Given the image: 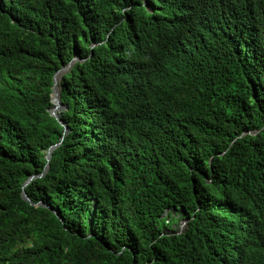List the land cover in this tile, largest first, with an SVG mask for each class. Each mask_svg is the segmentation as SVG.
Returning <instances> with one entry per match:
<instances>
[{
	"label": "trees",
	"instance_id": "obj_1",
	"mask_svg": "<svg viewBox=\"0 0 264 264\" xmlns=\"http://www.w3.org/2000/svg\"><path fill=\"white\" fill-rule=\"evenodd\" d=\"M0 264H264V0H0Z\"/></svg>",
	"mask_w": 264,
	"mask_h": 264
},
{
	"label": "water",
	"instance_id": "obj_2",
	"mask_svg": "<svg viewBox=\"0 0 264 264\" xmlns=\"http://www.w3.org/2000/svg\"><path fill=\"white\" fill-rule=\"evenodd\" d=\"M64 69H62V70H60L55 76H54V85H53V87H52V94H51V104L53 105V99H55V101H56V105L55 106H53L52 107V109H51V115L52 116H54L56 119H58V115L55 113L59 108H60V106H61V103H60V99H59V95H60V89L58 88V89H56V77L63 71ZM63 139H61L60 140V142L62 141ZM59 144H57V145H53V146H51L49 149H48V151H47V154H46V160H47V165H46V168H45V170H44V173L46 172V169L48 168V163H49V161H50V159H51V153H52V151L58 146ZM43 176V175H42ZM34 177H31L27 182H26V185L33 179ZM22 197L25 199V200H27L28 201V199H27V197H26V195L25 194H22ZM186 224H187V220H184L183 221V226H186ZM179 233H180V231H179ZM179 233H177V234H179Z\"/></svg>",
	"mask_w": 264,
	"mask_h": 264
},
{
	"label": "rangeland",
	"instance_id": "obj_3",
	"mask_svg": "<svg viewBox=\"0 0 264 264\" xmlns=\"http://www.w3.org/2000/svg\"><path fill=\"white\" fill-rule=\"evenodd\" d=\"M67 68H70V67H67ZM66 71H67V69L64 70L62 72V74L65 73ZM60 77H61V74H59V76L57 77V80L58 81H59ZM60 111H61V108H59L55 113H58ZM184 229H185V226H183V221H178L177 224L175 226H173V228H172V230H176L178 232L179 231H183Z\"/></svg>",
	"mask_w": 264,
	"mask_h": 264
},
{
	"label": "clouds",
	"instance_id": "obj_4",
	"mask_svg": "<svg viewBox=\"0 0 264 264\" xmlns=\"http://www.w3.org/2000/svg\"><path fill=\"white\" fill-rule=\"evenodd\" d=\"M67 67H69V65H68ZM67 67H65L64 70L68 69ZM61 70H62V69H61ZM64 70H63V71H64ZM63 71H62V72H63ZM62 72L60 73L61 75H62ZM54 76H55V75H54ZM58 76H59V75H58ZM58 76H57V77H58ZM57 77H56V89L59 88V86H58V82H59V81L57 80ZM53 80H54V78H53ZM59 80H60V79H59ZM53 85H54V81H53ZM59 89H60V88H59ZM51 94H52V93H51ZM50 98H51V95H50ZM50 101H51V99H50ZM60 103H61V102H60ZM51 105H52V104H51ZM53 106H55L54 103H53L52 107H53ZM52 107L49 109V111H51ZM60 108H61V111L64 109L63 106H62V104H61ZM61 111H60V112H61ZM60 112H58V113H56V114L58 115ZM50 114H51V112H50ZM26 197H27V196H26ZM180 232H182V231H180Z\"/></svg>",
	"mask_w": 264,
	"mask_h": 264
},
{
	"label": "bare ground",
	"instance_id": "obj_5",
	"mask_svg": "<svg viewBox=\"0 0 264 264\" xmlns=\"http://www.w3.org/2000/svg\"><path fill=\"white\" fill-rule=\"evenodd\" d=\"M53 102H54V105H56V101H55V99H53Z\"/></svg>",
	"mask_w": 264,
	"mask_h": 264
}]
</instances>
